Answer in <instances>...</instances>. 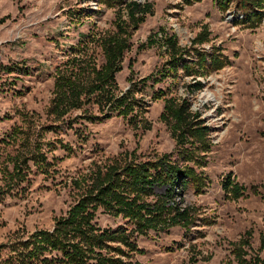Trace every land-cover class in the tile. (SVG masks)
<instances>
[{"label": "rangeland", "instance_id": "1", "mask_svg": "<svg viewBox=\"0 0 264 264\" xmlns=\"http://www.w3.org/2000/svg\"><path fill=\"white\" fill-rule=\"evenodd\" d=\"M121 1L0 0V67L19 64L26 69L0 68V188L12 170V156L33 154L37 159L42 152L49 163L42 164L41 157L30 162L25 180L14 183L0 200V245L16 232L51 229L78 198L73 179L87 175L96 163L122 151L152 156L173 150L175 139L160 118L165 97L152 98L154 91L166 88V97H186L190 110L208 127L210 146L194 163L207 180L200 193L186 186L179 200L194 208L193 224L135 235L140 251L129 259L137 264H239L232 249L240 241V258L247 259L240 264H255L254 256L264 259V12L258 25L248 27L236 22L241 18L236 0L226 11L214 0H135L149 3L152 12L130 32L129 49L115 74L117 92L129 87L131 76L142 78L164 64L160 32L173 34L181 48L219 52L224 65L197 76L203 84L198 91L188 85L199 74L181 67L171 72L176 75L171 86L166 78L143 88L145 129L115 114L88 122L82 110L67 117L73 119L70 128V121H56L48 113L57 70L80 64L86 68L81 75H87L92 64L103 62L99 41L116 31ZM150 35L158 44L149 45ZM18 127L23 130L15 133ZM227 175L247 188L242 196L231 198L223 190ZM252 186L260 193L254 194ZM96 221L110 227L124 224L101 212ZM7 253L0 249V264Z\"/></svg>", "mask_w": 264, "mask_h": 264}, {"label": "trees", "instance_id": "2", "mask_svg": "<svg viewBox=\"0 0 264 264\" xmlns=\"http://www.w3.org/2000/svg\"><path fill=\"white\" fill-rule=\"evenodd\" d=\"M183 1L189 4L198 0ZM214 2L226 11L231 1ZM121 4L124 13L121 10L117 13L116 31L103 35L99 41L103 62L99 66L92 64L87 75H81L85 74L86 68L80 64L57 70L48 113L56 121H70V128H74L73 119L67 117L75 110H82V119L88 122L103 121L115 114L126 118L131 126L145 129L148 126L141 125L146 106L143 88L154 87L166 78L171 79V86L176 80V75H170L171 72L181 67L189 74H199L192 75L193 82L188 85L190 90L198 91L203 84L197 76H205L225 63L226 59L219 52L181 48L173 34L160 32L161 44L167 54L164 64L142 78L131 76L129 87L117 92L115 74L121 69L124 52L129 49L130 32L152 12L147 2L122 0ZM235 7L241 15L236 22L248 27H255L263 18L264 0H236ZM152 36L148 38L149 45L158 44V38ZM0 68L26 70L19 64ZM165 89L154 91L152 98L165 97L160 118L170 127L175 139L174 149L152 156L136 154L135 149L122 151L105 159L103 164L94 163L87 175L73 179L74 187L79 188L78 198L65 214L55 218L51 229L16 232L12 240L0 245V249L8 252L2 260L4 264H137L129 259L140 251L135 235H146L150 230L166 231L174 226L187 229L193 224L194 208L183 206L179 200L186 186L190 185L195 193H200L206 184V175L194 163L210 146L208 127L190 110L186 97H166ZM87 105L96 109L89 111ZM22 130L18 127L14 132ZM61 147L71 150L68 143H61ZM40 154L37 159L41 157L42 164H49L44 153ZM29 156L11 157L13 167L4 176L6 182L0 188V200L12 191L14 183L25 180V170L29 169L30 162H37L35 155ZM191 161L193 163L189 164ZM221 184L231 198L242 196L247 189L230 175ZM250 189L254 194L260 193L255 186ZM98 212L120 217L124 224L101 226L96 221ZM239 242L232 251L240 263H245L247 259L240 258L242 247ZM252 260L255 264H264V259L257 255Z\"/></svg>", "mask_w": 264, "mask_h": 264}]
</instances>
